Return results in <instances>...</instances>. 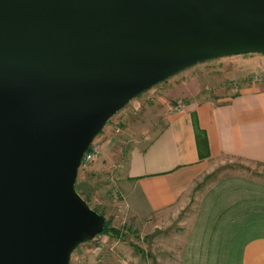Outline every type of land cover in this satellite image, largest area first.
Segmentation results:
<instances>
[{"label":"water","instance_id":"95a60500","mask_svg":"<svg viewBox=\"0 0 264 264\" xmlns=\"http://www.w3.org/2000/svg\"><path fill=\"white\" fill-rule=\"evenodd\" d=\"M245 55L264 56V0H0V264H70L105 228L75 184L108 122Z\"/></svg>","mask_w":264,"mask_h":264},{"label":"rangeland","instance_id":"374dc122","mask_svg":"<svg viewBox=\"0 0 264 264\" xmlns=\"http://www.w3.org/2000/svg\"><path fill=\"white\" fill-rule=\"evenodd\" d=\"M261 85L264 86V58L259 55L196 65L136 98L142 99L146 105L144 111L131 113L130 103L108 122L95 141H102L103 134H110L114 149L119 153L124 150L120 161L125 163L130 143L125 141L124 144L120 133L126 111L132 128L138 129L162 112H182L186 106L207 100L223 104L243 87ZM116 130H119L117 134ZM118 170L116 167L105 172L94 163L80 166L76 186L81 198L92 210L104 216L115 232L100 234L91 240L93 242L82 246L84 251L86 248L90 261L78 250L70 264H201L206 251L215 253L227 247L216 234L217 183L232 177L264 180V166L224 157L210 160L194 175L189 189L174 207L154 215L145 214L140 209L135 194L119 181Z\"/></svg>","mask_w":264,"mask_h":264},{"label":"crops","instance_id":"0c3cea01","mask_svg":"<svg viewBox=\"0 0 264 264\" xmlns=\"http://www.w3.org/2000/svg\"><path fill=\"white\" fill-rule=\"evenodd\" d=\"M130 103L133 114L146 107L140 98ZM126 112L120 133L123 143H130L125 163L120 161L124 150H115L110 134H103L100 155L94 164L105 172L119 168V181L135 194L136 203L145 214H163L174 207L189 189L194 175L210 160L224 157L264 166L262 85L243 87L223 104L207 100L186 106L182 112H162L138 129L132 128ZM191 115L206 135L208 154L203 158ZM216 214V234L227 247L215 253L206 251V262L201 260V264H264V180L232 177L218 182ZM90 242L93 241L74 252L81 250L89 258L82 246Z\"/></svg>","mask_w":264,"mask_h":264},{"label":"trees","instance_id":"16d2710c","mask_svg":"<svg viewBox=\"0 0 264 264\" xmlns=\"http://www.w3.org/2000/svg\"><path fill=\"white\" fill-rule=\"evenodd\" d=\"M192 121H193V127H194V132H195V137H196V143H197V146H198V151H199L200 157L201 158L206 157L207 154H208V144H207L206 135H205V133L203 131H201L199 129L195 116L192 117ZM75 190L81 196V193L79 192L76 184H75ZM86 204H87V202H86ZM110 232H115V231L112 228H110L108 223L106 222L105 228H104V231H103L102 234L109 235ZM115 235H116V233H115Z\"/></svg>","mask_w":264,"mask_h":264},{"label":"built area","instance_id":"2783aa9c","mask_svg":"<svg viewBox=\"0 0 264 264\" xmlns=\"http://www.w3.org/2000/svg\"><path fill=\"white\" fill-rule=\"evenodd\" d=\"M116 134L119 132V130L114 131ZM101 150V141L97 140L94 141L89 145L87 151L83 155L81 165H88L90 163H94L100 155Z\"/></svg>","mask_w":264,"mask_h":264}]
</instances>
